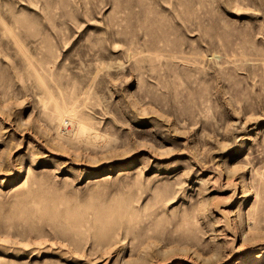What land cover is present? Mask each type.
Returning <instances> with one entry per match:
<instances>
[{
    "label": "rangeland",
    "instance_id": "rangeland-1",
    "mask_svg": "<svg viewBox=\"0 0 264 264\" xmlns=\"http://www.w3.org/2000/svg\"><path fill=\"white\" fill-rule=\"evenodd\" d=\"M0 264H264V0H0Z\"/></svg>",
    "mask_w": 264,
    "mask_h": 264
},
{
    "label": "bare ground",
    "instance_id": "bare-ground-1",
    "mask_svg": "<svg viewBox=\"0 0 264 264\" xmlns=\"http://www.w3.org/2000/svg\"><path fill=\"white\" fill-rule=\"evenodd\" d=\"M65 116H66V115H65ZM65 116H64V117H65ZM73 120H74L73 118H70V119H69L68 117H65V118L62 119L63 122H62L61 124L68 123V121L73 122ZM75 121H76V120H75ZM69 123H70V122H69ZM71 124H72V123H71ZM73 126H74V123H73ZM60 127H61V126H60ZM75 128H76V127H75ZM71 129H74V128H71ZM69 130H70V129H69ZM74 130H75V129H74ZM74 130H73V131H74ZM71 131H72V130H71ZM61 132H62V131H61ZM64 133H65V132H64ZM65 134H66V133H65Z\"/></svg>",
    "mask_w": 264,
    "mask_h": 264
}]
</instances>
